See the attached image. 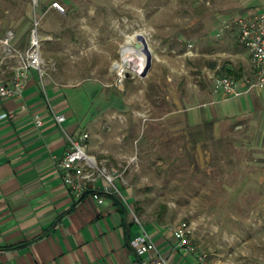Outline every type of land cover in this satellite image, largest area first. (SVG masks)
I'll use <instances>...</instances> for the list:
<instances>
[{
	"label": "rangeland",
	"instance_id": "obj_1",
	"mask_svg": "<svg viewBox=\"0 0 264 264\" xmlns=\"http://www.w3.org/2000/svg\"><path fill=\"white\" fill-rule=\"evenodd\" d=\"M52 1L34 10L30 0H0V55L8 30L14 48L29 47L36 14L45 60L39 77L69 95L80 125L71 137L88 134L80 142L116 170L111 188L138 220L169 233L185 224L211 264H264V185L245 177L252 153L226 131L216 137L209 123L202 131L191 116L210 104L197 95L208 89L205 66L219 64L221 75L244 67L246 49L223 23L264 0H57L64 11ZM138 33L153 56L145 75L146 59L122 50ZM257 155L263 162L254 170L264 176V147Z\"/></svg>",
	"mask_w": 264,
	"mask_h": 264
},
{
	"label": "crops",
	"instance_id": "obj_2",
	"mask_svg": "<svg viewBox=\"0 0 264 264\" xmlns=\"http://www.w3.org/2000/svg\"><path fill=\"white\" fill-rule=\"evenodd\" d=\"M246 53L243 68L231 65L227 70L241 89L252 77L247 49ZM11 75L8 70V80ZM220 75L219 64L204 67L208 89H198L197 95L210 104L191 111V116L202 131L209 123L216 137L226 131L236 145L252 153L245 160L251 165L245 177L259 179L262 186L264 176L254 166L263 162L257 154L264 147V88L223 100L213 89ZM39 76L31 71L21 96L0 99V264H140L131 240L141 234L142 226L168 264H200L167 229L158 231L153 224L140 222L120 194L119 200L107 193L99 203L92 187L76 195L64 182L58 163L80 125L63 87ZM57 113H64L66 120L59 123ZM36 115L41 125L36 124ZM103 183L100 178L95 185Z\"/></svg>",
	"mask_w": 264,
	"mask_h": 264
},
{
	"label": "built area",
	"instance_id": "obj_3",
	"mask_svg": "<svg viewBox=\"0 0 264 264\" xmlns=\"http://www.w3.org/2000/svg\"><path fill=\"white\" fill-rule=\"evenodd\" d=\"M30 2L34 10L39 5V0H30ZM49 7L64 11L63 5L57 0L52 1ZM34 17V27L31 29L29 47L26 50H17L12 46L11 40L14 36L12 30H8L2 40L0 99L21 96L29 77L30 68L38 70L41 77L44 75L45 60L41 52L42 40L38 31L39 18L36 14ZM223 29H234L239 44L250 53L252 77L246 79L244 88L241 89L234 76L220 75L215 79L214 91L221 93L224 97L233 98L255 88H264V9L241 14L231 21H225ZM192 47L193 45L190 43L188 49L192 51ZM13 60L16 62L15 64L12 63ZM8 70L12 72L9 80L6 76ZM55 118L59 123L66 120L64 113H57ZM35 121L37 125L42 124L38 115L35 116ZM86 137L88 134H84L80 139L70 137V149L60 159L58 165L64 171V182L71 187L76 195H80L92 187V196L102 203L105 194L117 192L111 188L116 177V170L109 169L105 164L99 163L94 155L87 153L85 146L80 142ZM99 178H102L104 182L102 187L95 185ZM142 228L141 234L131 240V246L141 257L140 264H168L165 256L156 252V244L149 233L143 226ZM169 229L179 247L188 253H197L200 264H211L208 262V254L205 251L197 252V246L190 239L189 230L185 224L169 227Z\"/></svg>",
	"mask_w": 264,
	"mask_h": 264
},
{
	"label": "water",
	"instance_id": "obj_4",
	"mask_svg": "<svg viewBox=\"0 0 264 264\" xmlns=\"http://www.w3.org/2000/svg\"><path fill=\"white\" fill-rule=\"evenodd\" d=\"M135 47L137 48H143L146 53V64L144 67V71L142 72L143 75L146 74L147 70L150 68L152 64V52L151 48L149 47L147 38L142 34L138 33V40L135 42Z\"/></svg>",
	"mask_w": 264,
	"mask_h": 264
},
{
	"label": "bare ground",
	"instance_id": "obj_5",
	"mask_svg": "<svg viewBox=\"0 0 264 264\" xmlns=\"http://www.w3.org/2000/svg\"><path fill=\"white\" fill-rule=\"evenodd\" d=\"M136 42V41H135ZM135 42L132 44V43H130V44H127V45H125V46H123V48H122V50H124V51H129V55H130V58L132 57V56H137V57H140L141 59H143V61H145V59H146V53H145V50L143 49V48H137V47H135ZM124 51H122V54H124ZM125 57H123V60H121V61H126L125 59H124ZM141 62V61H140ZM138 63V62H137ZM114 66H115V68H119V69H122V66H123V63L122 62H120V61H116L115 63H114ZM130 66V65H129ZM121 75V74H120Z\"/></svg>",
	"mask_w": 264,
	"mask_h": 264
},
{
	"label": "trees",
	"instance_id": "obj_6",
	"mask_svg": "<svg viewBox=\"0 0 264 264\" xmlns=\"http://www.w3.org/2000/svg\"><path fill=\"white\" fill-rule=\"evenodd\" d=\"M101 193H103L102 191H101ZM108 194H110L111 196H114V197H116L117 199H119L120 200V196H119V193H117V192H113V193H108Z\"/></svg>",
	"mask_w": 264,
	"mask_h": 264
}]
</instances>
